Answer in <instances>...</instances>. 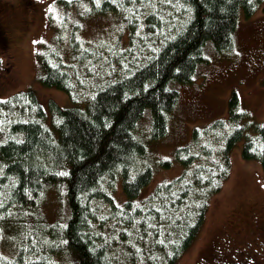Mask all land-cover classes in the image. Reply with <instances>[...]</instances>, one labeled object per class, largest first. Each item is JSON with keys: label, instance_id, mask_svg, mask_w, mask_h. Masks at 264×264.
Listing matches in <instances>:
<instances>
[{"label": "trees", "instance_id": "1", "mask_svg": "<svg viewBox=\"0 0 264 264\" xmlns=\"http://www.w3.org/2000/svg\"><path fill=\"white\" fill-rule=\"evenodd\" d=\"M54 3L60 20L37 55L39 80L70 104L50 100L46 109L32 88L0 99V264H175L229 177L237 141L264 175V120H249L233 92L227 119L193 127L174 149L181 173L137 200L153 174L142 162L147 143L167 134L173 85L192 82L207 44L229 53L238 17L264 11V0ZM107 17L116 20L112 34L85 36L84 26ZM7 43L0 22V52ZM50 188L65 198L53 220L36 216Z\"/></svg>", "mask_w": 264, "mask_h": 264}, {"label": "rangeland", "instance_id": "2", "mask_svg": "<svg viewBox=\"0 0 264 264\" xmlns=\"http://www.w3.org/2000/svg\"><path fill=\"white\" fill-rule=\"evenodd\" d=\"M54 2L0 0V22L8 38L7 47L0 52V99L32 88L46 109L50 100L60 106L70 104L66 94L43 86L39 80L41 71L37 55L49 43L53 25L60 20ZM115 24L112 17L95 19L84 26L85 36L112 34L109 29ZM256 56L261 57L258 65H255ZM204 57L206 62L198 65L190 84L173 85L179 92V99L169 115L167 134L147 143V154L142 162L151 166L153 174L140 190L137 200L146 197L157 184L181 173V165L174 160V149L189 141L193 127L215 119H227L228 100L233 92L238 97L240 110L248 114L249 120L257 123L264 120V11L258 8L247 18L238 17L229 53H217L207 44ZM149 125L150 115L146 110L137 125V134L146 137ZM242 144V140L237 141L231 148L229 177L211 199L204 223L175 264H210L205 259L208 253L232 237L237 238L235 246L245 247L250 239L258 251L264 252V243L256 232H251L258 229V221L264 220V175L258 161L242 158ZM161 160L171 161L170 166L160 167ZM62 193L63 190L58 192L50 188L36 216L41 213L48 220L56 219L65 209ZM121 195V185L118 184L115 196L120 201ZM2 246V254H9Z\"/></svg>", "mask_w": 264, "mask_h": 264}, {"label": "flooded vegetation", "instance_id": "3", "mask_svg": "<svg viewBox=\"0 0 264 264\" xmlns=\"http://www.w3.org/2000/svg\"><path fill=\"white\" fill-rule=\"evenodd\" d=\"M260 58V56H256L255 65L259 64ZM250 65L252 66L253 62ZM252 67L256 69V67ZM251 232L260 235L264 242V223L260 224L258 229H252ZM236 239V237H232L230 240H223L221 245H216L205 258L207 262L210 264H262L264 252H260L255 248L254 241L249 239L245 247H239L234 245Z\"/></svg>", "mask_w": 264, "mask_h": 264}]
</instances>
